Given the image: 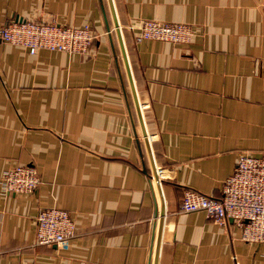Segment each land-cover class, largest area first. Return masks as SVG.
Instances as JSON below:
<instances>
[{
	"label": "crops",
	"instance_id": "crops-1",
	"mask_svg": "<svg viewBox=\"0 0 264 264\" xmlns=\"http://www.w3.org/2000/svg\"><path fill=\"white\" fill-rule=\"evenodd\" d=\"M0 0L17 18L90 24L89 53L0 38V177L35 165L33 193L0 182V264H264L228 219L180 209L219 196L242 153H264V0ZM141 19L194 27L189 43L138 38ZM129 63L135 92L132 88ZM77 233L36 243L45 207Z\"/></svg>",
	"mask_w": 264,
	"mask_h": 264
},
{
	"label": "built area",
	"instance_id": "built-area-1",
	"mask_svg": "<svg viewBox=\"0 0 264 264\" xmlns=\"http://www.w3.org/2000/svg\"><path fill=\"white\" fill-rule=\"evenodd\" d=\"M134 27L139 30V39L171 42H190L195 30L189 23L155 19H141ZM0 38L25 47L32 54L40 49L87 54L96 40V33L90 24L69 26L56 21L17 18L0 27ZM20 167L4 172L1 185L6 192H33L40 184L41 177L34 165ZM180 209L205 211L220 224L233 219L242 229L244 240L264 243V153H242L233 173L222 183L219 196L185 190ZM36 228L39 244H64L76 234L72 215L56 207L39 211Z\"/></svg>",
	"mask_w": 264,
	"mask_h": 264
},
{
	"label": "rangeland",
	"instance_id": "rangeland-1",
	"mask_svg": "<svg viewBox=\"0 0 264 264\" xmlns=\"http://www.w3.org/2000/svg\"><path fill=\"white\" fill-rule=\"evenodd\" d=\"M36 21H55V20H41V19H38V20H36ZM56 22H58V21H56ZM161 22H165V21H161ZM60 23V22H59ZM62 24H64V23H62ZM64 25H68V24H64ZM69 26H74V25H69ZM92 27V26H91ZM92 29H93V27H92ZM94 30V29H93ZM95 32V31H94ZM96 33V32H95ZM98 38V33H96V39ZM159 40V39H158ZM169 42H171V41H169ZM191 42V41H190ZM172 43H189V42H172ZM24 165H27V164H19V165H16V166H14V167H11V168H9V169H7V170H5L4 172H6V171H8V170H11V169H14V168H16L17 166H21L20 168H23L22 166H24ZM35 166V165H34ZM35 168L37 169V171H38V173H39V170H38V168L35 166ZM4 174V173H3ZM3 174L1 175V177H0V182L2 183V179H3ZM39 175H40V177H41V174L39 173ZM41 182H42V177H41V181H40V184H41ZM39 184V185H40ZM39 185H38V187H39ZM37 187V188H38ZM36 188V189H37ZM34 192V191H33ZM33 192H23V193H33ZM54 207H56V208H60V207H58V206H52V207H45V208H42L41 210H49V208H54ZM60 209H63V208H60ZM63 210H66V209H63ZM66 211H68V210H66ZM70 214H71V212L70 211H68ZM39 213V212H38ZM38 215V214H37ZM37 217V216H36ZM73 217V216H72ZM74 219V218H73ZM74 221H75V219H74ZM75 225H76V222H75ZM36 230H37V228H36ZM76 231H77V225H76ZM77 233V232H76ZM36 243L37 244H39L38 242H37V234H36ZM40 245H50V244H40Z\"/></svg>",
	"mask_w": 264,
	"mask_h": 264
},
{
	"label": "water",
	"instance_id": "water-1",
	"mask_svg": "<svg viewBox=\"0 0 264 264\" xmlns=\"http://www.w3.org/2000/svg\"><path fill=\"white\" fill-rule=\"evenodd\" d=\"M110 3H111V6H112L113 14H114V16H115L116 13H115V8H114L113 1L110 0ZM115 25H116V30H117L118 37H119V39H120L121 46H122V48L124 49V43H123V38H122L121 28H120L119 23H118V21H117V19H116V16H115ZM126 62H127V64H128L129 79H130V82H131L132 88H133V90H134L135 96H136L135 86H134V82H133V77H132L131 69H130L129 63H128V61H127V58H126Z\"/></svg>",
	"mask_w": 264,
	"mask_h": 264
}]
</instances>
